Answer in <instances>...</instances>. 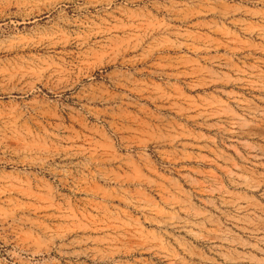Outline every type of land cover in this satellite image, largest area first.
I'll list each match as a JSON object with an SVG mask.
<instances>
[{
  "label": "rangeland",
  "instance_id": "1",
  "mask_svg": "<svg viewBox=\"0 0 264 264\" xmlns=\"http://www.w3.org/2000/svg\"><path fill=\"white\" fill-rule=\"evenodd\" d=\"M0 264H264V0H0Z\"/></svg>",
  "mask_w": 264,
  "mask_h": 264
}]
</instances>
